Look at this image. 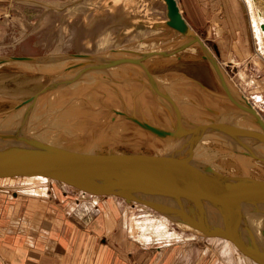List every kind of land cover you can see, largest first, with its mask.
<instances>
[{
  "label": "rangeland",
  "instance_id": "374dc122",
  "mask_svg": "<svg viewBox=\"0 0 264 264\" xmlns=\"http://www.w3.org/2000/svg\"><path fill=\"white\" fill-rule=\"evenodd\" d=\"M217 4L219 3L215 2V0H202L201 2L203 9L206 11L207 15L211 19H213L212 21L215 25L213 31V41L220 47V49L218 50L219 55L217 57L219 60V65L231 88L239 94L243 92L256 105V107L258 108V110L257 108L256 110L259 111L264 118V43H262L261 48H259L260 45L258 44L257 40L255 41L254 39V36L252 34V26L251 23H249V13H247L248 10L244 1H237V10L239 9L238 13L241 15L242 24L244 22L243 30L246 29V34L245 32L241 33L238 38H232V36L234 35L233 32H231L230 27L223 26L221 24V20L223 19V12L220 9L221 7H219V5ZM253 8H255V11L260 10V12L264 14V0H253ZM161 18H165V4L163 0H0V54L38 56L49 53L53 54L51 52L57 50L58 52L54 53L62 58L64 56L59 55V53L61 52L98 53V51H95L96 49L107 45L108 47H111V49L115 47H136L140 42L145 41L146 38L151 35V33L149 34V32H151L152 28L150 27V25L143 22L149 21L151 19ZM237 22V25H239V19H237ZM216 27L219 28V32L217 31L218 28ZM240 32H242L241 28ZM200 36L202 37L204 35ZM235 38H237L236 40H239L236 43ZM204 41H206V44L211 47L210 44L213 41H211L210 39H204ZM162 46L165 47L167 45L163 44ZM143 47L147 48L146 45H144ZM200 53L201 50L198 47V51L195 53V55H188L189 57L192 56V59H187V55H181V58H179L178 61L172 62L171 65L165 67L170 68L171 70L169 69L170 71L162 74V76L160 75L161 77L159 78V80L163 83V85H165V88L169 89V91L171 90V94L179 95V93H181L182 95H187L186 93L189 92L193 95H197L199 97L197 101L204 104L212 105L222 109L225 108L220 104V101H222L225 105L227 104L232 106L231 102L225 98L213 94H206L207 92L202 93L200 91H197V89L192 90V85L190 86V84L186 82V78L176 71L181 70L193 75V77H195L196 79H204L206 83L201 80L200 81L203 82L206 86L217 92L222 91L219 82L212 75L206 60L199 58ZM176 55L177 54H173L167 57L176 58ZM73 61H76V59L1 61L0 110L13 106L18 99H23L36 93L39 88H41L43 83H46L50 78H52V74L56 72H53V64H57L59 68L60 66H66ZM3 62L5 64H3ZM149 62L150 60H148V58L144 60V63L146 65H151ZM22 65L23 67H21ZM45 66L48 69H51L48 71V69H45ZM147 67L152 70L155 69V67L153 66L149 67L147 65ZM107 72L111 73L110 71ZM85 74L86 73H83V77H91L89 74ZM102 74L104 75V72ZM88 80L89 78L85 80L87 83L84 86V91L89 92L81 91L82 89L80 90V88L82 87L76 86L77 90H75L74 85H68L70 89V95L64 94L66 97L62 100V102H56L53 97V90H51L48 92L45 98H43L42 102L37 103V112H35L36 109L32 108V110H34L35 112V115L32 111L30 120L35 121L38 119V121H41L39 123L40 125H36L38 127H41V138L49 134L52 135L51 138L53 140V137H55V134L57 132V134H59L56 137L58 138L59 142H65L68 144L67 146L71 148L78 147L74 142L75 137L80 138L85 136L87 139H91V137L89 136L90 134L88 135L90 131H85V133L74 132V136L71 134H66L67 128H71L72 126H74L73 118L75 117L72 115L69 116V119L66 120L63 117L62 113H60L63 111L62 109H66L67 105L70 106L73 104H77L78 101H80V105L86 104L87 98L84 96H86V94L88 93H91L90 95L95 94L93 102L97 103H95L96 109H98L99 111H108L107 113L109 117V120L105 123L100 124L98 122L96 126L93 125V123H89V127H95L97 128V131H108L107 134H109L110 132L111 135L116 133V128H114L113 125L116 122L118 123V120L123 119L117 116L118 114H115V112L111 111L113 110L112 108H114V106L101 107L99 100L100 96H103L104 93L109 92V90L113 93V89L117 87L119 82L116 81L114 83H111L112 81L110 82L109 77L103 76L102 80L97 81V83L102 84H99L97 87H90ZM82 82L83 80H79L75 81L74 83L77 85ZM109 82L114 86V88L112 87V90L108 88V86H111ZM146 89V87L143 88L140 94H143V91L145 92ZM57 90L58 89H56L55 91ZM63 91L67 90L59 89L57 92H59L60 95ZM57 94L58 93H56L55 96ZM257 96H260V98L262 99H257ZM116 102L118 104L117 106L121 105L120 100H116ZM182 109L185 113L187 111V113H189L188 116L195 121H206L202 114L213 115L212 113L207 111L204 106L195 105L194 103L189 101V99L182 102ZM112 114H114V116ZM233 119V121H235L234 123H237L238 125L239 123H241V119ZM122 122H125L124 124H122V128L126 127L127 129L123 128L122 132H120V135L117 132L115 135L119 136L115 139L112 138L114 141L103 143H100V141L93 143L89 141L87 145H84L83 150H93L98 153L134 152L141 155H152V153L156 155L159 152L156 147L160 146L159 148L163 150L168 149L167 142H165L164 140L162 141L161 138L152 134L149 130L140 126L136 122L127 119L126 121L123 120ZM243 122L244 121H242V123ZM245 124L246 126L244 128L251 129L254 132H258V130H260L257 125L251 122H245ZM36 126L34 127L36 128ZM250 126L254 127V129L250 128ZM64 128H66V130ZM64 134L66 136H64ZM157 139L159 141H156ZM211 140L213 142H211L209 145H195L198 146V148H200L201 146L202 148L199 151L204 153L203 155H199L200 153H196V151L192 150V152H194L195 158H198L199 160L206 159L205 161H203L206 165L213 164L214 166H216L218 165V163H220V159L222 158L226 161H230L231 164L234 165V169L232 170H230L227 166H220L221 169L219 171V174L228 173L243 175L246 177L247 174H250L251 172V174L259 178L263 175L264 171L258 169L253 164L252 158L250 156L234 153L229 149H225L222 145V142L216 139ZM150 142H153V144H151ZM93 144L95 145L94 147H92ZM234 155L237 158H245L244 161L240 160L242 166H240L239 163L234 160ZM238 155L243 156L240 157ZM215 157L217 158L216 160L213 159ZM252 168H255L256 170H258V172L253 171ZM13 173L15 175V178L14 176H12ZM13 173L0 175V185H7L8 187H10L11 185H17L13 189L11 187L8 188L7 186H3L2 188L0 187V202L5 205H7L9 201L15 203L11 208L9 206H6L7 208L4 207L5 209H2L3 206H0V217L12 218L11 222L8 223V225L7 223H0V239L2 235H5L7 237L8 232L10 234H14L15 236L20 234L32 239V233L37 228L39 229L43 227L42 225H38L37 227V223H35V221H32V223L28 222V225L26 224V220L22 221V219L28 218L36 219L38 218V215L40 216L41 214L39 212H32L35 216L33 217V214H30L32 216L30 217L27 216L24 212L22 213L21 206L17 207V205H20L21 203L26 204V202L28 201L21 197L17 198L20 201H16L15 199H13V193L18 191L19 189L27 190L28 188L38 186L37 188L44 187V189L42 190L44 193H46V189L48 188V190H50L51 192L52 200H55L58 203L60 202L56 197L57 195L52 193L53 189L55 190L57 188H59L61 192H68L72 197H75L73 194L78 196L80 192L82 194L85 193L89 196L88 199H92L93 201L97 202L100 201L99 198L103 196H109H96L93 194H89L85 191L74 189L68 184L58 182L52 179V177L50 178L46 175V177H43L42 174H35L25 171H14ZM6 176L8 177V180H6ZM3 188L5 189L3 190ZM11 191H13V193ZM8 194H10V197L8 196ZM41 196L48 197V194L39 195L36 197H39L37 199H40ZM120 198H115L119 202H116L112 198V202L117 203L116 205L117 207H119V209H115L116 214L118 213L119 215L123 211V208L125 206V203L122 201L123 199ZM69 204H74V201L72 200L71 202H69ZM26 206L27 205H25V207ZM128 208L129 210L128 212H126V214L128 215L127 217H130L129 221H131L132 225L131 227L129 226V228H127V233H129V235L133 236L137 234L135 232L136 226L139 225L136 229L139 233L147 229V226H140L148 224L150 226L151 232L147 231L146 236L153 232L160 233L161 231H157V229L161 227L162 233H168V235L174 234L180 236L181 238H185V240H172L171 245L160 247H155L153 246V244H146L151 246L149 249L154 250L155 254H158L160 251H171L173 253L175 252L177 256L178 252H180L179 258H173L171 260V264H176V262L178 264H257L256 259L250 256L248 253H245V250H242L236 242L228 237L214 234L203 237L199 234L194 233L193 231L195 230L192 229L190 225L178 222V220L176 222L169 220L168 218H166V216L162 215L159 212L156 213V215H158L156 217L152 213L145 210L144 208H141L138 205L128 204ZM17 217H19L20 222L15 225V223L17 222ZM135 218H137L138 220ZM141 219L145 221V224H139ZM12 221L16 222L13 223ZM169 222L171 224H168ZM156 224H159L158 227ZM137 244L139 245V249L142 246L144 247L145 245L139 242H137ZM242 253H244L243 255H245V258L243 257ZM246 258L249 262L246 261Z\"/></svg>",
  "mask_w": 264,
  "mask_h": 264
},
{
  "label": "water",
  "instance_id": "95a60500",
  "mask_svg": "<svg viewBox=\"0 0 264 264\" xmlns=\"http://www.w3.org/2000/svg\"><path fill=\"white\" fill-rule=\"evenodd\" d=\"M163 2L165 4V18L143 23H147L153 28L169 27L179 32L181 37L164 43L167 44L164 49L136 50L127 47H115L112 48L115 52L128 53L116 58L100 53L65 52L64 55H72L73 58L77 59L63 68L66 70V67H79L81 62L94 59L96 63L91 65L94 69L86 70L93 72L101 66L124 61L128 62L138 72V76L132 77L134 81L141 77L154 79L155 76L141 64V60L153 55L173 54L180 48L196 44L201 50L199 57L206 60L212 75L219 82L224 93L216 92L203 82L194 80L206 91L231 102L232 106L225 105L220 101L223 107L232 110L233 114H228L229 117L235 114L247 115L238 109L234 113V106L248 107L251 114H248L250 116L248 118L256 122L263 135H259L251 129L234 125L230 118L228 122H224L218 116L216 118L206 117L207 121L200 124L196 123V126L206 128L207 132H204V135L222 142L225 149L264 161L263 119L253 111L247 101L241 98V93L239 94L231 88L217 58L201 40L200 34H197L188 23L180 11L178 1L163 0ZM261 27H264V24H261ZM154 38L161 39L163 37L154 36ZM50 55L0 54V62L4 60H43L50 59L51 57H48ZM65 70L58 69L57 74L50 78L39 91L28 98L16 100L17 104L11 107L0 110V175L11 174L14 171L42 174L62 181L74 189L96 196L112 194L121 197L128 203L132 201L144 203L151 209L164 213L170 218L189 224L196 233L198 232L203 236L218 234L232 239L242 250H245V253H248L260 264H264V224H262L263 227L255 231L243 215V207L246 205L255 206V203H252L253 201L250 199L251 196L264 200V184L262 186L254 185L248 176L228 173L213 175L209 165L201 170L195 164V159L189 154L183 157L180 151L181 157H177L174 152H166L170 150V146L167 150L159 148L156 155L122 152L98 153L93 150L62 148L42 140L40 137L41 127L36 126L40 125L39 122H36L38 119L30 120L32 108L30 107V111L28 110L29 103L31 104V100L40 97L39 95L41 98H45L47 92L54 91L71 82L73 72L67 73ZM106 77L111 78L108 72H106ZM208 106L210 108L215 107ZM220 111L222 112V110ZM151 115L156 124L146 120L142 122L136 118L133 119L137 124L169 144L173 142L171 139L183 134V129L172 122V127H169L167 123L164 124V128L160 127L161 120L156 117L154 112H151ZM191 134L192 138L197 139L202 133L198 135L194 130ZM250 137H254V140ZM183 148L185 149V146ZM233 158L236 160V157ZM204 171L207 173L202 175L201 173ZM3 186L6 187L7 185H0L1 188ZM15 186L17 185L10 187L13 189ZM251 208L254 209L253 212L264 218L263 207Z\"/></svg>",
  "mask_w": 264,
  "mask_h": 264
},
{
  "label": "crops",
  "instance_id": "0c3cea01",
  "mask_svg": "<svg viewBox=\"0 0 264 264\" xmlns=\"http://www.w3.org/2000/svg\"><path fill=\"white\" fill-rule=\"evenodd\" d=\"M237 1L239 0H215V2L219 3L217 5L221 7L220 9L223 12L221 24L223 26L230 27V30L234 35L232 38H238V36L244 32L246 34V29L243 30L244 22L242 24L241 15L238 13L239 9L237 10ZM201 2L202 0H178L180 9L188 23L197 33L204 35L202 36L204 39H210L213 41V31L215 25L212 21L213 19H211L203 9ZM237 19H239V25H237ZM239 27L242 29V32H240ZM217 31L219 32V28ZM154 36L156 35L151 34L146 39L157 41L160 40L155 39ZM157 37L160 38L161 35H158ZM237 38H235V43L239 41L236 40ZM217 46L220 49L219 45ZM147 58L150 60L149 63L151 64L147 65L149 67H155L153 70L148 68L149 71L155 77L160 78L162 74H165L167 71L171 70L170 68L165 67L171 65L172 62L178 61L181 56L179 57L177 55L176 58H170L167 56ZM176 71L183 76L186 74L184 77L187 81H185L190 84V86L192 85V90L195 89V86H197L198 83L194 80L196 78L193 77V75L181 70ZM115 72L112 71L110 74H114ZM118 74L119 73L117 72L114 75ZM133 74L137 76L139 75L137 71H135ZM200 80L206 83L204 79ZM119 84L117 87H121V84ZM146 92H148L147 89ZM132 103L133 102L130 101L129 105L131 107H134L135 105V108L138 109L139 112H141V109H143L147 114H151L150 105L152 103ZM12 176L15 178L14 173ZM44 176L45 175H43V177ZM6 180H8L7 176ZM37 187L38 186L31 187L27 190L19 189L14 193L13 191L11 192L14 194L13 199L16 201H20L17 199L20 197L28 201L26 204L21 203L20 205H17V207L21 206L22 213L24 212L30 217H32L30 214L35 212H39L41 214L40 216L38 215V218L36 219L28 218L22 219V221L26 220L27 225L28 222L32 223V221H35V223H37V227L38 225H42L43 227L39 229L37 228V231L35 230L32 233V239L20 234L15 236L9 232L7 233V237L2 235L0 239V264H171V260L173 258H179L180 252H178L177 256L175 252L173 253L171 251H160L158 254H155L154 250L149 249L151 246L146 244H153L155 247H160L171 245L172 240H185V238H181L180 236L174 234L168 235V233H162L161 227L157 229V231H161L160 233L153 232L146 236L147 231L151 232L150 226L148 224L141 225L140 227L147 226V229L139 233L136 230L139 225L136 226V235L132 236L127 233V228L132 226L131 221H129L130 217H127L128 215L126 214V212L129 210L128 204L138 205L152 213L154 216H158L156 215L158 212L151 209L146 204L138 201L128 203L123 199L122 201L125 203V206L120 215L118 213L117 215L115 209H119V207H117V203L112 202V198L116 202H119L117 199H115L120 198L119 196L109 194L111 197H98L100 201L97 202L93 201L92 199H88L89 196L85 193L82 194L80 192L78 196L73 194L75 197H72L68 192H61L59 188H57L55 190L53 189L52 193L57 195L56 197L60 202L58 203L55 200H52L51 192L47 187L46 193H44L42 190L44 187ZM4 189L5 188H3V190ZM46 194H48V197L41 196L40 199H37L39 197H36ZM9 195L10 194H8V196ZM72 200L74 201V204L70 205L69 202ZM9 203L5 205L0 202V206H3L2 209H5L4 207L9 206L11 208L12 205L15 204L14 202L10 201ZM25 205L27 206L25 207ZM34 216L35 215L33 214V217ZM11 219L12 218L0 217V223H7L8 225V223L11 222ZM19 222V217H17V222L15 225ZM139 224H145V221L141 219ZM168 224L171 223L169 222ZM156 225L158 227L159 224ZM137 242L145 244L144 247L140 246L141 248L139 249ZM176 264L178 263L176 262Z\"/></svg>",
  "mask_w": 264,
  "mask_h": 264
},
{
  "label": "bare ground",
  "instance_id": "6f19581e",
  "mask_svg": "<svg viewBox=\"0 0 264 264\" xmlns=\"http://www.w3.org/2000/svg\"><path fill=\"white\" fill-rule=\"evenodd\" d=\"M242 1H244L246 3V8L248 10L247 13H249L248 15H249V19H250L249 23H251V26H252V34L254 36V39H255V41L257 40L258 44L260 45L259 48H261V44L264 43V27H261V24H264V14H262L260 12V10H256V11L254 10L255 8H253V0H242ZM180 11H181V9H180ZM151 20H153V19H151ZM156 20H158V19H156ZM150 33L152 35H156V36L161 35L164 38H167V37L168 38L167 39L161 38L159 41L146 39L145 41L140 42L138 44V46H136V47H127V48L136 49V50L164 49L166 46L163 47L162 46L163 43H165L167 41H170V40H173V39H175L177 37H181V35L179 34L178 31H176L173 28H169V27H166V28H152V30H151V32H149V34ZM200 38L205 43V45L207 46V48L209 49L210 46L208 44H206V42L204 41V39L201 36H200ZM136 40H137V38H136ZM144 45H146L147 48L143 47ZM165 45H167V44H165ZM210 45H211V47H210L211 50L210 49L209 50L212 51L213 55L217 58L218 55H219V51H218L219 48H218L217 44L215 42H212ZM142 47L145 48V49H143ZM95 51H98V53H100L102 55H105V56H109L111 58H116L118 56H121L122 54H124V55H127L128 54V53H125V52H122V51L115 52L114 50L111 49V47H108V45L107 46H104V47H100V48L96 49ZM197 51H198V46L196 44H190V45H187V46H185L183 48H180L179 50H177L173 54L182 55V56L183 55H187L186 58H190L188 55H195V53ZM54 52H58V51L57 50H54L53 52H51V53H53V55L51 54L50 56H48L49 58L51 57L49 60H56V59L68 60V59H73L72 55H70V56H68V54L64 55L65 52L59 53V55L64 56L62 58L59 57ZM49 54H47V55H49ZM173 54L171 53V54L159 55V56H169V55H173ZM156 56L157 55H153V56H150V57H156ZM75 59H77V58H74V60ZM190 59H192V56H191ZM201 59H203V58H201ZM46 60H48V59H46ZM144 60L145 59L141 60V64L147 70H149L148 67H147V65H145V63H144ZM217 60H218V58H217ZM25 61H28V60H25ZM29 61H31V60H29ZM32 61H36V60H32ZM12 62H10V63H12ZM73 62H71V63H73ZM71 63H69L67 66H69ZM93 63H96V61L94 59L93 60H90V61L85 60V61L81 62L80 65H79V67H73V68L66 67V70H65V68H63V66H65V65H62V66L59 67V68L64 69L65 71H67V73L69 71H72L73 72V78H72V81L71 82H69L68 84H66V86L64 85L63 87L58 88V90L61 89V90H67V91H63L62 94H60V95H59V92H57L58 90L57 91H55V90L53 91V95H54L53 97L56 100V102L57 101L58 102H62V100L65 99V97H66L64 94H69L70 95V93H69V90L70 89H69V86L68 85H70V86L74 85V89L75 90H77V87L76 86H79V87H82V88H80V90L82 89L81 91H83V92H89V91H84L85 90L84 89L85 88L84 86L87 83L85 80H87L89 78V80H90V81L88 80L89 86L90 87H93V86L94 87H97L99 84H102V83H97V81L102 80L103 79V76L106 77L105 75H106V72L107 71H110V72H112L111 70H113V72L117 71L119 73L118 75H114L117 72H115L114 74H110L108 72L110 74V77H111L110 78V82L111 81H112L111 83H114L116 81L117 82H120L121 83V87H115L114 88V86L111 85V83L109 82L111 86H108V88L111 89V90L114 88L113 89V93H112V91L109 90V92H106V93H104L103 96H100V100H99L100 101V106L101 107L102 106H114V108H112L114 110H111V111L112 112H115V114H118L117 116H119L120 118H122L125 121H126V119L127 120L134 121L133 118H136V120H140L142 122H143V120H146L148 122H151L153 124H156V121L154 120V118L152 117V115L150 113H149L150 115L147 114L146 111H144L143 109H141V112H139L138 109L135 108L136 107L135 105H134V107H131L129 104H130V101H132L133 102L132 104H135V103L136 104H139V102L140 103L141 102L142 103L144 102V103H150V104L152 103L153 106L156 105L157 107L156 106L153 107L152 104H151L150 105L151 106L150 111L151 112H154L155 115H156V117H158L159 120H161V122L159 124L160 127L164 128V124L165 123H167L169 125V127H172V125H171V122H172L174 125L177 124V125H179V127L181 129H183V134L181 136H177V137L171 139L173 141V142H171V144L168 143V147L170 146V150H168L166 152H169V153L174 152V155L177 156V157H181L180 156V153H179L180 151H181L183 157L186 156L187 154H189L191 157H193L195 159V164L197 166H199L201 168V170H203V168L207 167L206 164H205V162H203L206 159L205 160H199L198 158H195L194 157V152H192V150L193 151H196V153H200L199 155H203L204 153H202V152L199 151L202 147L200 146V148H198V146H195V145L202 144V145L205 146V145H209L213 141L211 140L212 138L206 137V135H204V132H207V129L206 128H200V127H197L196 126V123H199L200 124V123L205 122V121H195V120H193L192 118H190L188 116L189 113H187V111H186V113L183 111V109H182V102L184 100L187 101L189 99V101H191L195 105H202V106L205 107V109L207 111H209L210 113L213 114V115L202 114V116L204 117V119H206V117H215L216 118L218 116L224 122H228V120L230 118L231 122L234 125L235 124L237 126L240 125V127H242L244 125L243 128L246 126L245 122H251V123L257 125L255 121H253L250 118H248V117H250V116H248V114H250V112L248 111V107H245L244 106V108H245L244 109L243 107L234 106V108H233V112L234 113L238 109L240 112L242 111V112L247 113V115L245 114L244 116H241V115H236L235 114L234 116H230L229 117L228 114H231L232 113V110L225 109V108H222L221 109V108H218V107L217 108L216 107H213L215 109L214 110L213 108H210L207 104H204L202 102L197 101L199 99V97L197 95H193V94H191L189 92L186 93L187 95H182L181 93H179V95L171 94V92H170L171 90L169 91V89L165 88V85H163V83L160 80H158L159 77L158 78L155 77L154 79H151V78L144 79L143 77H141L137 81H134V79H132V77L134 78V77L137 76V75L133 74L136 70L134 68H132L129 65L128 62L119 61V62H117L115 64H112V65L101 66V67L97 68L96 71L87 72L86 70H92V69H94L91 66ZM3 64H5V63L3 62ZM46 66H45V69H48L47 68L48 66L47 67ZM52 66H53V72L56 71V73L52 74L53 77H54L57 74V71H58L59 68H58L57 64H53ZM21 67H23V65ZM50 69H48V71ZM81 71H83V73H86L87 72L86 74L87 75L89 74L91 77H89V76H87L88 78L87 77H83L84 75H83V73H81ZM103 72H105L104 75L102 74ZM44 77H45V75H44ZM112 77H114V78L112 79ZM79 80H83V82L76 85L74 82L75 81H79ZM197 80H199V79H197ZM44 83H43V85H44ZM168 83H170V82H168ZM43 85L41 86V88L43 87ZM198 85L195 86V90L197 89V91H200L202 93L208 92L204 88H202V86H200V84H198ZM145 87L148 89V92L145 93L146 91L145 92L143 91V94H140L141 91H142V89L145 88ZM41 88H39V90ZM229 89H231V88H229ZM55 92L58 93L56 96H55V94H56ZM218 92L219 93H224L223 89H222V91H218ZM90 94L88 93V94H86V96H84L87 99H86V104H84V105L82 104L83 106L80 105V101H78L77 104H73V105H70V106L67 105L66 106V109H62L63 111L60 112V113H62L63 117L66 120L69 119V116H72L73 115L75 117V118H73V120H74V124L73 125L74 126H72V127L70 126L71 128H67L66 134H68V135L71 134V135L74 136L75 135L74 132H77V133L84 132L85 133V131H87V132L90 131V133H88V135L90 134L89 136L91 137V139H90L89 136H88V138L90 140L87 139L85 136L84 137H80L81 139L78 138V137L77 138L76 137L74 138L75 139L74 142H75L76 146H78V147H75V148L72 147V149H75V150H83L84 149V145H87V143H89V141L92 142V143L93 142H97V141H100V143L109 142V141L112 142V141H114L113 139L117 138L120 135V132H122L123 128H126V127H123L122 128V126H123L122 124H124L125 122H122L123 120H121V119L120 120L116 119V120H118V123L116 122L113 125L114 128H116V133L118 132L119 135H115L116 133H114L113 135H111L110 132H109V134H107L108 131H102V130L101 131H97L96 130L97 128H95V127H91L90 128L89 127V125H90L89 123H91V124L93 123V125L96 126L98 122L101 124V123H105L106 121L109 120L108 113H107L108 111L107 112L106 111H99L98 109H96V106H95V103L96 102H93V99H94L95 94L94 95H90ZM206 94L212 95L213 93L208 92ZM213 95H215V94H213ZM232 95H235V94L232 93ZM39 96L40 97L37 96L38 98H36L35 100H31V104L28 102L29 103L28 110L31 109V108L36 109L37 103L43 101V98H41V95H39ZM240 96H241L242 99H244L245 101H247L250 104V107H252L253 111H255L261 117V119H263V121H264V118L261 115V113L259 111H257L258 108L256 107V105L243 92L241 93ZM28 97H26V98H28ZM259 98H260V96H257V99H259ZM260 99H262V98H260ZM18 100H20V99H18ZM116 100H120V104H121L120 106L121 107L120 106H117L118 104H117ZM263 100H261V101H263ZM46 101H47V99H46ZM15 104H17V103H15ZM57 104H59V103H57ZM256 108H257V110H256ZM220 110H222V112ZM32 111L34 112V110L31 109V111H30L31 112V115H32ZM35 112H37V109L35 110ZM35 112H34V115H35ZM60 113H59V116H60ZM191 114H192V112H191ZM112 115L114 116V114H112ZM109 116H111V115H109ZM117 116H116V118H117ZM233 118H239V119H241L240 120L241 123H239V125L237 123H234L235 121H233L234 120ZM242 121H244V122L242 123ZM36 122H39L40 123L41 121H38L37 120ZM64 123H66V122H64ZM67 127H69V126H67ZM250 128L254 129V127H251V126H250ZM64 129L66 130V128H64ZM194 130H196V133L198 135H199V133H202L201 135H199V137H197V139L196 138H192L191 132L194 131ZM113 132H115V131H113ZM63 133H65V132H63ZM257 133H259V135H261V134L263 135V133H262L261 130H258ZM56 134H57V132H56ZM56 134H55V137H53V140L51 138L52 135H49V134L48 135H45V137H43L41 139L42 140H45V142H47L49 144L57 145V146L62 147V148H71V147H68L67 146L68 145L67 143L62 142V141L59 142L58 138L56 137V136H58L59 133L57 135ZM64 136H66V135L64 134ZM46 137H48L49 139L46 138ZM132 138H133V136H132ZM250 138L254 140V137H250ZM127 139H129V138H127ZM156 141H159V140L157 139ZM150 143L153 144V142H150ZM132 144H133V142H132ZM94 146L95 145L93 144L92 147H94ZM183 146H185V149L183 148ZM159 147H156V148L159 149ZM203 148H205V147H203ZM126 153H128V152H126ZM130 153H134V152H130ZM218 156H220V155H218ZM238 156L242 157L243 155H238ZM234 157H236V156L234 155ZM213 159L216 160L217 158L215 157ZM236 160H237L236 162H238L239 165L242 166V163H241L240 160H243L244 161L245 158H237L236 157ZM252 162H253V164L258 169L264 171V161H262V160H260L258 158H252ZM246 164H247V162H246ZM209 166L212 169V172L211 173H213V175H216V176L219 175V171L221 169L220 166H227L230 170L234 169V165L231 164L230 161H226L223 158L220 159V163H218V165L214 166L213 164H210ZM252 169H253V171L258 172V170H256L255 168H252ZM210 171H209V173H210ZM204 172H202L201 174L204 175V174L207 173L206 171H204ZM247 176H248V179L254 185L262 186L264 184V172H263V175L260 178L257 177V176H255V175H253V174H251V172H250V174L248 173ZM59 182H62V181H59ZM89 194H91V193H89ZM250 199L253 201V202L251 201L252 203H255V206H257V207L258 206H261V207L264 208V202H262L264 200H260L259 198H254L253 196H251ZM132 202H135V201H132ZM257 203H258V205H256ZM255 206L246 205L245 207H243V215H244V218L247 220L248 224L252 228H254L255 231H257L258 228L263 227L262 224H264V220H263L264 218H263V216L261 217L260 214L252 211L254 209L251 208V207H255ZM159 213H161V212H159ZM161 214L164 215V216H166V218H168L169 220H172V221H175V222L177 221V219L170 218L169 216L165 215L164 213H161ZM178 222H181V221H178ZM184 224H187V223H184ZM187 225H189V224H187ZM193 232L196 233V231H193ZM196 234H199L200 236H203V235H201L198 232ZM208 235H212V234H208ZM208 235H205L203 237H206ZM214 235H218V234H214ZM220 236H222V235H220ZM243 254L244 253H242V255ZM244 256L245 255H243V257ZM246 261H247V258H246ZM247 262H249V261H247ZM257 264H260V263L257 261Z\"/></svg>",
  "mask_w": 264,
  "mask_h": 264
}]
</instances>
